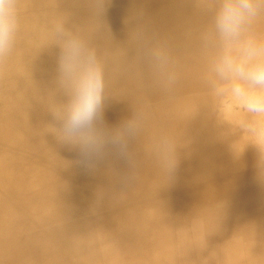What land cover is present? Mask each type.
Instances as JSON below:
<instances>
[{
  "label": "bare ground",
  "instance_id": "obj_1",
  "mask_svg": "<svg viewBox=\"0 0 264 264\" xmlns=\"http://www.w3.org/2000/svg\"><path fill=\"white\" fill-rule=\"evenodd\" d=\"M56 17L105 61V124L144 116L134 168L110 155L86 169L45 131L49 101L64 99L60 50L44 44ZM208 20L196 0H23L17 51L0 68V264H264L256 151L237 157V137L203 105L199 33ZM157 43L181 73L171 92L146 57ZM164 135L175 141L173 172L158 155Z\"/></svg>",
  "mask_w": 264,
  "mask_h": 264
},
{
  "label": "clouds",
  "instance_id": "obj_2",
  "mask_svg": "<svg viewBox=\"0 0 264 264\" xmlns=\"http://www.w3.org/2000/svg\"><path fill=\"white\" fill-rule=\"evenodd\" d=\"M209 16L200 30L204 106L227 134L237 137L231 147L239 157L248 146L256 151L257 180L264 184V0H196ZM23 0H0V68L15 55L23 31ZM46 46H57L56 86L64 99L49 101L53 123L45 131L61 146L75 151L76 163L95 169L110 155L134 168L131 151L140 136L144 116L133 114L120 125L103 120L108 80L105 61L90 38L66 17L53 18ZM148 62L165 92L178 87L181 73L170 48L157 43L146 51ZM162 166L173 172L178 164L175 141L164 135L158 143ZM124 182L134 179L126 175Z\"/></svg>",
  "mask_w": 264,
  "mask_h": 264
}]
</instances>
